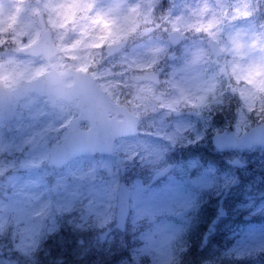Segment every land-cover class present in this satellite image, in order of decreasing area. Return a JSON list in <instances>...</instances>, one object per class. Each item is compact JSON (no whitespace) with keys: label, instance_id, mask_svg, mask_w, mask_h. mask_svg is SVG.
<instances>
[{"label":"clouds","instance_id":"9594fccd","mask_svg":"<svg viewBox=\"0 0 264 264\" xmlns=\"http://www.w3.org/2000/svg\"><path fill=\"white\" fill-rule=\"evenodd\" d=\"M15 3L0 0V100L44 107L48 131L81 119L87 98L126 154L195 143L226 114L233 135L259 134L264 148V0H23L13 21ZM0 163L4 184L17 164ZM220 191L235 231L200 264H254L253 237L264 264V174L243 185L234 175Z\"/></svg>","mask_w":264,"mask_h":264},{"label":"rangeland","instance_id":"374dc122","mask_svg":"<svg viewBox=\"0 0 264 264\" xmlns=\"http://www.w3.org/2000/svg\"><path fill=\"white\" fill-rule=\"evenodd\" d=\"M22 3L16 0L13 21ZM15 114L10 122L0 119V158L17 164L0 184V264H38L37 256L51 249L58 250L52 264H176L177 259L184 264L193 247L197 256L201 251L195 261L200 264L230 243L228 236L235 231V221L221 215L220 188L234 175L243 185L264 174L261 146L218 152L212 145L213 132L234 130L227 114L215 116L195 143L165 151L152 142L126 154L115 141L112 153L77 156L59 168L47 165L48 146L61 140L72 115L48 131L44 107H18ZM121 180L130 191L125 233L115 226L114 214ZM239 191L228 192L224 206L233 204ZM29 207L36 211L30 213ZM253 240L256 247L249 253L254 264H261L256 255L260 242Z\"/></svg>","mask_w":264,"mask_h":264},{"label":"water","instance_id":"95a60500","mask_svg":"<svg viewBox=\"0 0 264 264\" xmlns=\"http://www.w3.org/2000/svg\"><path fill=\"white\" fill-rule=\"evenodd\" d=\"M75 86V85H73ZM16 105L11 102H5L0 100V116L3 118H12L13 112ZM80 116L81 119H88L90 126L85 130H80L78 128V120L76 117L70 122L66 137L60 144L52 145L51 149V163L57 165L63 164L70 157L75 156L82 152L90 151H101L109 152L111 150L112 140L107 136V120L104 112L100 108H93L91 103L84 98L81 101L80 106ZM80 120V119H79ZM91 129V131H89ZM259 134H256L249 138H239L233 135V131L227 132L223 130L222 132H217L212 135L211 141L219 150L223 148H244L250 147L253 144H257ZM237 160L231 161L235 164ZM238 163V162H237ZM120 200L118 201L117 207V221L119 224L123 223L127 215V197L128 191L126 190L124 183L119 187Z\"/></svg>","mask_w":264,"mask_h":264},{"label":"trees","instance_id":"16d2710c","mask_svg":"<svg viewBox=\"0 0 264 264\" xmlns=\"http://www.w3.org/2000/svg\"><path fill=\"white\" fill-rule=\"evenodd\" d=\"M45 241V240H44ZM44 245V242L42 243L41 246ZM52 251L50 252H42L40 253L37 257H38V264H52V262H56L54 260V257L56 256V254L58 253V250H54V249H51ZM193 250V249H192ZM62 250H60L61 252ZM201 253V251L199 252V254ZM190 260L188 262H185L184 264H195V261L197 260V258L193 255L192 256V251H190ZM200 262V261H199ZM197 263V262H196Z\"/></svg>","mask_w":264,"mask_h":264}]
</instances>
